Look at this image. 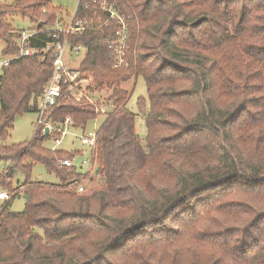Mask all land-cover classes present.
<instances>
[{"label": "trees", "instance_id": "trees-1", "mask_svg": "<svg viewBox=\"0 0 264 264\" xmlns=\"http://www.w3.org/2000/svg\"><path fill=\"white\" fill-rule=\"evenodd\" d=\"M96 1L76 9L85 29L60 36L84 48L90 91H104L113 110L97 113L102 101L64 94L48 114L55 123L71 116L83 130L102 118L95 173L77 192L66 185L83 176L59 165L76 152L46 149L38 131L3 143L16 116L36 111L52 75L50 52L42 56L58 40L61 8L0 0L2 55L20 51L12 15L34 24L30 46L39 51L10 61L0 77V160L9 163L0 188L10 195L0 264H264V0H106L130 25L120 68L109 48L118 23ZM139 77L148 103L140 99L134 113L122 84ZM35 163L58 182L33 180ZM19 171L25 180L15 186ZM21 194L24 210L11 211Z\"/></svg>", "mask_w": 264, "mask_h": 264}, {"label": "built area", "instance_id": "built-area-1", "mask_svg": "<svg viewBox=\"0 0 264 264\" xmlns=\"http://www.w3.org/2000/svg\"><path fill=\"white\" fill-rule=\"evenodd\" d=\"M95 2L97 1L95 0ZM101 8L108 13L107 21L114 20L118 23L116 35L109 41V48L113 58V67L120 68L128 64L127 49L130 38V25L127 18L115 10L113 6L109 5L106 0L102 1ZM87 23L86 20H76L74 14L71 17L70 25L66 29L60 26L55 27V32H58L55 36L58 40L47 47V51L50 52L53 59L54 68L42 94L38 97L36 105V112L38 114L37 131L46 139L54 141V147L51 150H55V148L60 146L64 138L70 134L78 138L89 152L87 156L83 150H72V152H76L75 155L62 160L59 164L61 167H67L71 171L83 176L82 179L74 180L66 185L67 189L76 190L77 192L86 191L85 180L95 173L99 127L95 125L93 130H83L82 128H78L71 116H67L62 123H55L48 114L51 108L56 105L59 97L64 94L71 96L79 103L87 101L91 104H96L98 101H102L100 109H97V113L106 115L109 110H113V106L108 108L109 102L105 101L106 98L100 97V95H104V91H102V94L99 92L91 93L90 91L94 77L91 74L88 75V73L82 71L80 68L83 59L80 60L79 55L81 53L85 55L84 48L80 45L73 47L68 36L61 40V33L69 35L73 32L82 31L85 29ZM36 34L37 31L34 29L22 31L17 41L20 48L19 53L14 56L2 55L0 57V68L8 65L14 59L38 53V49L30 46V40ZM96 95H99V97H96ZM142 121L143 118L139 117L138 126L141 125ZM78 156H81L80 163H76ZM81 170H84V172H81ZM9 200V193L0 188V212L3 210L4 204Z\"/></svg>", "mask_w": 264, "mask_h": 264}, {"label": "rangeland", "instance_id": "rangeland-1", "mask_svg": "<svg viewBox=\"0 0 264 264\" xmlns=\"http://www.w3.org/2000/svg\"><path fill=\"white\" fill-rule=\"evenodd\" d=\"M51 1L56 6L60 7L62 11L61 18H60L61 20L58 22V25L56 27L60 26L66 29L70 25L71 17L75 14L80 0H51ZM9 22L11 23V25L16 31L34 29L33 28L34 24L30 20L22 18L21 16L12 15L9 17ZM4 47H5V42L0 39V57L2 56V50L4 49ZM43 51H44V55L42 56V59H44L46 57V54L48 53L47 48H45ZM83 57H84V54L81 53L79 55V59L82 60ZM2 74H3V70L2 68H0V77ZM122 85L127 90L132 91L131 96L128 99L127 104H126V107L131 112L135 113L138 111V101L140 99H144L148 103L147 87H146V82L143 77H139L136 80L131 79L130 81L123 83ZM107 92L111 93V91L109 90H107ZM37 118H38V114L35 110H31V111H28V112H25L23 114L16 116V119L14 122V128L11 131V134L9 135V137L3 143L7 146H12V145L23 144L25 142L31 141L37 131ZM101 120L102 118H99L95 121H90L87 124L86 129L93 130L95 125L99 127ZM138 131L141 135L145 134L146 125L144 124V121H142L141 125L138 126ZM44 147L49 150L53 149L54 141L51 139H45ZM76 149L83 150L85 155L87 156L89 155V152L81 144L80 140L70 134L64 138L60 146L55 148V150H64L68 152H71L72 150H76ZM80 162H81V156H78L76 159V163H80ZM8 165H9L8 162L0 160V172H4V170L8 167ZM81 172H84V170H81ZM31 176L33 180H39V181L48 182V183L58 182L57 176L55 174L50 173L47 170V168L41 163L34 164ZM24 180H25L24 173L22 171H19L14 179L15 186L21 185ZM93 185H95V183L92 184L91 186ZM25 204H26V198L23 194H21L17 196L16 198H14L13 200H11L9 209L11 211H17V212L23 211L25 208Z\"/></svg>", "mask_w": 264, "mask_h": 264}]
</instances>
